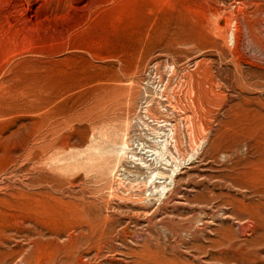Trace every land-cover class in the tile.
<instances>
[{
    "label": "rangeland",
    "instance_id": "rangeland-1",
    "mask_svg": "<svg viewBox=\"0 0 264 264\" xmlns=\"http://www.w3.org/2000/svg\"><path fill=\"white\" fill-rule=\"evenodd\" d=\"M0 253L264 264V0H0Z\"/></svg>",
    "mask_w": 264,
    "mask_h": 264
},
{
    "label": "bare ground",
    "instance_id": "bare-ground-1",
    "mask_svg": "<svg viewBox=\"0 0 264 264\" xmlns=\"http://www.w3.org/2000/svg\"><path fill=\"white\" fill-rule=\"evenodd\" d=\"M231 39L232 40H234V36L233 35H231ZM199 86H201V85H199ZM201 88V87H200ZM200 88L199 87H196V91H197V93L199 94V97H201V94L203 93V92H201V90H200ZM159 93V92H158ZM157 93V94H158ZM160 95H161V97H166V100L168 101V103H169V105H170V107H171V109H172V111H174V112H176L177 114H179L181 111L179 110L180 109V107L178 106V104H177V102H176V96H175V94L174 93H165L162 89H160V93H159ZM204 94V93H203ZM202 101V100H201ZM198 105V104H197ZM201 106V105H200ZM202 107V106H201ZM148 110V109H147ZM146 113V112H145ZM203 113V112H202ZM186 115V114H185ZM146 117V116H145ZM160 120V119H159ZM154 120L153 119V121H157L158 123H162L161 121L162 120ZM193 120V119H192ZM189 121H191L190 119H189ZM157 122H155V123H157ZM164 122H169L168 120H165ZM152 123V122H151ZM190 123L191 122H188L187 121V133H188V136H189V139H190V144H191V155H195L197 152H199V149H200V145L201 144H198V142L196 143H194L193 141H194V139H195V134L196 133H194V130H193V128H194V126H193V124L191 123V125H190ZM147 124H149V123H147ZM161 125V124H160ZM159 125V126H160ZM163 125H164V123H163ZM150 126V125H149ZM149 126H146V127H149ZM154 126V125H153ZM158 126V127H159ZM166 127H167V132H168V134H167V138L169 137L170 138V141H171V143L174 145L173 147L175 148V150H176V152L178 153V155H179V157H181V154H180V152H179V149H178V145H177V138H176V125H174L172 122H170V125H166ZM153 128V127H152ZM156 128V127H155ZM151 129V128H150ZM153 131H155V134H157L158 132L156 131V130H154V129H152ZM160 130V129H159ZM166 130V129H165ZM164 130V131H165ZM163 132V131H162ZM166 132V133H167ZM161 133V132H160ZM178 137V136H177ZM168 138V139H169ZM168 141V140H167ZM162 148V147H161ZM154 151H155V153L156 154H159V156L161 155V154H163V153H161V152H163V151H160L159 149H157V148H155L154 149ZM153 151V152H154ZM247 155L249 156V157H254L255 156V153H253V152H247ZM173 156V155H172ZM190 156V155H189ZM188 157V155H186L184 158H182V160H185L186 158ZM171 158H173V157H171ZM175 158H176V156H175ZM191 158H193L192 156H191ZM248 158H246V160H247ZM174 160H176V159H174ZM181 164V163H180ZM178 167V166H177ZM242 170L243 169H239L238 168V162L235 164V167L232 169V173H238V174H242L243 172H242ZM244 171V170H243ZM155 172V171H154ZM154 172L152 173L153 175H151L150 176V178H149V182L155 177V175H154ZM158 173V172H157ZM243 174H245V172L243 173ZM173 178V177H172ZM171 178V179H172ZM148 180V179H147ZM146 180V181H147ZM147 184V183H146ZM150 184V183H149ZM146 186V185H145ZM164 189V188H163ZM160 190V189H159ZM165 190H167V189H165ZM161 191V190H160ZM167 192V191H166ZM161 193V192H160ZM164 193V192H163ZM165 194V193H164ZM257 216V215H256ZM21 234V233H20ZM82 239V238H81ZM71 240V239H70ZM3 243V242H2ZM43 243V242H42ZM1 254V253H0ZM20 254V253H19ZM1 258V257H0ZM21 258V257H20ZM19 258V259H20ZM18 261V260H17ZM1 263H2V261H0ZM24 264H30L29 263V261L26 259L25 261H24Z\"/></svg>",
    "mask_w": 264,
    "mask_h": 264
}]
</instances>
